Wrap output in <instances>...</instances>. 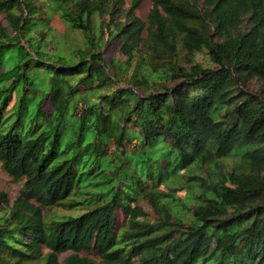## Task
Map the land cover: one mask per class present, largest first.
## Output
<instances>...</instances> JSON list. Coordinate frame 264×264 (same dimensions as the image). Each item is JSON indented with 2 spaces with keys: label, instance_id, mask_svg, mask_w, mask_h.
Listing matches in <instances>:
<instances>
[{
  "label": "trees",
  "instance_id": "16d2710c",
  "mask_svg": "<svg viewBox=\"0 0 264 264\" xmlns=\"http://www.w3.org/2000/svg\"><path fill=\"white\" fill-rule=\"evenodd\" d=\"M142 1L0 0V264H264V0Z\"/></svg>",
  "mask_w": 264,
  "mask_h": 264
},
{
  "label": "rangeland",
  "instance_id": "374dc122",
  "mask_svg": "<svg viewBox=\"0 0 264 264\" xmlns=\"http://www.w3.org/2000/svg\"><path fill=\"white\" fill-rule=\"evenodd\" d=\"M125 1H126L125 6L130 5L131 0H125ZM151 5H152L151 0H143L140 7L137 9V15L140 18H142L143 20H147V15H148L149 9L151 8ZM107 19H109V18H107ZM52 23H53V26L55 27V33L57 35H60L61 37H64L68 40L71 39L72 35L75 38H77L76 33H74V34L71 33L69 28L65 24V22L59 16L56 15L54 17ZM0 24L5 25V21L3 19L2 14H0ZM119 55L120 54L118 53V50L116 48V41L111 42L104 49V56L107 60H110V59L117 57ZM136 90H137V92L142 93V90H140V89H136ZM20 187H21V184L18 181L11 178L0 167V193L5 194L6 199L8 200L9 204H12L13 201L18 197V194L20 192ZM146 208L148 209V211L151 214H153V211L149 207L146 206ZM70 253H71L70 251L65 252V253H61L60 254V260L62 261V259H64ZM80 255L81 256H88V257L92 258L93 260L97 261L98 263H100L99 258L94 253L81 252Z\"/></svg>",
  "mask_w": 264,
  "mask_h": 264
}]
</instances>
